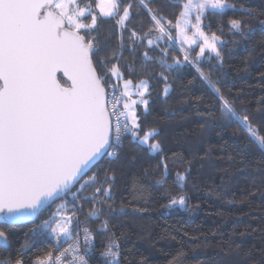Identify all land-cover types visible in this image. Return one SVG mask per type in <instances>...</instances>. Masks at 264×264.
Here are the masks:
<instances>
[{
    "label": "trees",
    "instance_id": "trees-1",
    "mask_svg": "<svg viewBox=\"0 0 264 264\" xmlns=\"http://www.w3.org/2000/svg\"><path fill=\"white\" fill-rule=\"evenodd\" d=\"M228 2L248 11L229 9L220 14L209 9L202 18L205 33H215L224 41L217 46L222 64L208 51L197 57L198 46L185 48L167 37L148 46L147 39H155L154 35L143 42L131 37V31L140 36L152 27L147 8L175 24L182 9L178 0H144L143 4L141 0H122V8L131 5L123 47L118 17L102 18L98 32L93 33L98 36L96 43L103 49L102 55L112 57L107 67L118 64L123 74L110 77L108 84L119 88L120 80L148 81L149 113L142 126L159 129L157 139L164 151L150 153L124 135L118 158L102 157L80 183L98 172L105 187L112 183L109 203L117 212L123 206L125 214L110 213L104 206L100 219L90 218L93 203L82 197L91 196L98 185H87L78 192L77 183L35 220L0 223L9 241L7 247H0V264L17 259L32 264L37 257L54 254L65 241L57 242L51 235L38 237L32 230L53 212L62 211L64 204L78 215L80 227H74V234L84 227L92 230L95 250L87 254L89 264H106L101 253L111 234L100 229L103 220L119 240L121 264H264V148L250 142L239 124L222 115L215 94L196 70L199 67L208 74L236 111L248 115L264 133V29L260 23L264 21V0ZM230 19L242 20L253 31L241 36L231 28ZM185 51L189 61L173 64L174 59L183 61ZM161 73L168 78L167 97ZM136 111L143 113V105L138 104ZM106 171L114 175V182L104 181ZM178 173L185 177L182 188L174 183ZM158 180L163 184L158 185ZM169 193L173 197L184 194L188 207H167ZM95 206L101 208L99 203Z\"/></svg>",
    "mask_w": 264,
    "mask_h": 264
},
{
    "label": "snow or ice",
    "instance_id": "snow-or-ice-1",
    "mask_svg": "<svg viewBox=\"0 0 264 264\" xmlns=\"http://www.w3.org/2000/svg\"><path fill=\"white\" fill-rule=\"evenodd\" d=\"M177 6L182 7V11L173 24L144 4L152 27L140 36L131 31V37L143 42L154 35L155 39H147L148 46L165 37L179 39L181 45L198 46L197 57H204L207 49L215 53L222 64L217 45L224 41L215 33H205L202 18L208 9L220 14L229 9L233 12L248 10L238 9L228 0H183L182 4L178 0ZM130 7L122 8V0H0V220L14 223L19 219L38 218L43 209L80 183L100 158H118L117 149L122 146L124 135H130L138 146L146 147L150 153L164 151L157 139L159 129L142 126L149 113L146 96L150 94V84L147 80L139 82L136 93L139 99L135 100L131 99L132 81L125 80L124 91L117 97L116 85H109L108 80L123 74L118 64L107 67L112 57L102 55L103 49L96 43L98 36L93 34L98 32L102 18L118 17L116 24L122 26L119 39L123 47ZM260 23L264 29V21ZM229 24L241 36L253 31L240 19H230ZM170 29L175 30V36ZM144 55L147 57V52ZM188 61L185 51L183 61L174 59L173 64ZM164 63L161 60V64ZM167 67L171 69L172 65ZM196 70L215 94L222 115L229 122L239 124L248 133L250 142L264 148V133L260 127L254 125L248 115L236 111L208 74L199 67ZM58 73H62L64 79ZM160 76L165 81L163 94L167 97L168 78L163 73ZM138 104L143 105L141 114L136 111ZM161 165L167 175L163 159ZM98 176V172L93 173L77 190L81 192L87 185H98L91 196L82 197L93 203L89 217L100 219L104 206L110 213L125 214L123 206L117 212L109 203L112 183L105 187ZM114 180V175L106 171L104 181ZM184 180V175L178 173L174 183L178 182L182 188ZM157 184L162 185L163 181L158 180ZM167 195V207H188L184 194ZM96 203L101 208H97ZM61 207L62 211L53 212L32 234L52 235L57 242L72 243L55 256L49 252L37 257L34 264H89L87 254L95 250L92 230L83 228L82 246L79 231L73 233L74 227H80L76 211L67 204ZM100 229L111 234L101 253L106 264H121L120 243L107 220L101 222ZM0 243L9 244L2 230ZM15 264H23L22 259H17Z\"/></svg>",
    "mask_w": 264,
    "mask_h": 264
},
{
    "label": "rangeland",
    "instance_id": "rangeland-1",
    "mask_svg": "<svg viewBox=\"0 0 264 264\" xmlns=\"http://www.w3.org/2000/svg\"><path fill=\"white\" fill-rule=\"evenodd\" d=\"M209 10V9H208ZM181 11H182V9H181ZM180 11V12H181ZM193 23H195V19H194V15H193ZM170 31H172V34H173V36H175V30L174 29H170ZM191 33V30H189V34ZM209 35H211V34H209ZM172 41H174L175 43H177L179 46H183V47H185V48H192V47H194V46H196V45H193V46H191V47H189L188 45H181V43H180V41H179V39H175V40H172ZM218 46V45H217ZM206 51H208L207 49L205 50V52ZM198 52H199V47H198ZM117 78V77H116ZM124 81L125 80H120L119 81V89H120V92L122 93L123 91H124V87H123V84H124ZM139 85V82H137V83H134V82H132V86H131V88H130V91H131V93H132V96H131V99H135V100H138L139 99V97L136 95V93H137V90H138V88H137V86ZM137 107V106H136ZM52 236V235H51ZM53 237V236H52ZM53 238H55V237H53Z\"/></svg>",
    "mask_w": 264,
    "mask_h": 264
},
{
    "label": "built area",
    "instance_id": "built-area-1",
    "mask_svg": "<svg viewBox=\"0 0 264 264\" xmlns=\"http://www.w3.org/2000/svg\"><path fill=\"white\" fill-rule=\"evenodd\" d=\"M111 92H112V89L109 88V93L111 94ZM115 93H116L117 97H119V96L121 95L120 89H119L118 87H116V89H115ZM79 233H80V236H79L80 244L83 246V245H84L83 231H82V232L80 231ZM74 235H75V234H74ZM70 243H72V241H67V242H65L60 248H58V249L56 250V252L53 254V256H55L56 254H58V252L61 251V250H63V248L68 247V244H70ZM92 244H93V241H92ZM81 254H84V253L82 252ZM34 262H35V261H33L32 264H34ZM9 264H15V261H14V262H11V263H9ZM23 264H25V263L23 262Z\"/></svg>",
    "mask_w": 264,
    "mask_h": 264
},
{
    "label": "water",
    "instance_id": "water-1",
    "mask_svg": "<svg viewBox=\"0 0 264 264\" xmlns=\"http://www.w3.org/2000/svg\"><path fill=\"white\" fill-rule=\"evenodd\" d=\"M59 75H61L62 77H63V74L62 73H58V76ZM101 159V158H100ZM99 159V160H100ZM98 160V161H99ZM36 218H33V219H26V218H24V219H19V220H17V221H15L14 223H11V222H4V221H2V220H0V223H7V224H11V225H17V224H21V223H25V222H29V221H32V220H35ZM8 246V245H7ZM7 246H5V245H3L2 243H0V247H3V248H5V247H7Z\"/></svg>",
    "mask_w": 264,
    "mask_h": 264
}]
</instances>
